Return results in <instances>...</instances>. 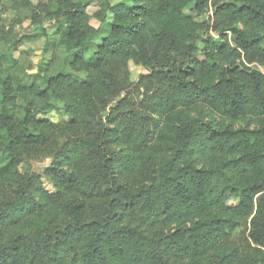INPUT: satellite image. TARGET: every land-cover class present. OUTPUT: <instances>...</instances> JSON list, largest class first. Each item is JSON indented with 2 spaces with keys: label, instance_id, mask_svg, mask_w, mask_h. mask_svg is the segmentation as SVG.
<instances>
[{
  "label": "trees",
  "instance_id": "1",
  "mask_svg": "<svg viewBox=\"0 0 264 264\" xmlns=\"http://www.w3.org/2000/svg\"><path fill=\"white\" fill-rule=\"evenodd\" d=\"M8 6L0 264H264V0ZM41 37L43 85L4 68ZM131 61L147 70L136 81Z\"/></svg>",
  "mask_w": 264,
  "mask_h": 264
},
{
  "label": "rangeland",
  "instance_id": "2",
  "mask_svg": "<svg viewBox=\"0 0 264 264\" xmlns=\"http://www.w3.org/2000/svg\"><path fill=\"white\" fill-rule=\"evenodd\" d=\"M9 1L10 0H0V26L1 27L4 26V29L6 30H8L11 27V24L13 23V21L17 20V17H19L17 15V12L9 8L8 6ZM33 1L36 3L39 0H33ZM112 1L115 2L118 0H112ZM192 6L193 5L190 4L187 7V11L191 13L192 15H194L195 17H197L196 13L191 10ZM97 8H99V5L97 3H94L90 6L89 10L93 11V10H96ZM209 13L210 12H208L205 16L207 17ZM197 19L200 20L203 18L197 17ZM92 22L96 26H100V22L97 19L93 18ZM45 25L49 32V38L55 39L57 36L56 23L51 20H46ZM101 26H102L101 27L102 33L95 40L94 46L91 52L85 53V56L87 57V59H92L91 53L96 49L97 44L101 40V36H103V34L108 29L107 23L102 24ZM16 28H17V31L19 32L18 36L27 34V32H29L30 30L29 21L26 20L23 23L18 24ZM45 46H46V38L44 37H41L36 40L24 42L22 45H20V47L17 50H14L12 57L10 56L8 57V59L4 61V68H7L8 70H10L12 74H17L24 80L34 79L36 77V74L44 73L45 70L50 66V64L53 61V51L46 50ZM5 47L6 45L4 43L0 45V52H3ZM130 68L132 72V79L134 81L138 79L141 73L147 72V70L144 67H142L141 65H137L132 61L130 62ZM66 72L71 73L75 77L80 78V79H84L86 77V74L84 72L76 71L74 68L70 67V65L67 66ZM36 79L40 83H42V85L44 84V82H42V79L39 76H37ZM52 115L55 120L60 119L59 114H56V112H53ZM49 163H50L49 158H41V159L32 160L33 169L37 172H43ZM44 181L49 189H53V186L48 180V178L44 177ZM236 201H237L236 197H232L230 199L231 203H235Z\"/></svg>",
  "mask_w": 264,
  "mask_h": 264
}]
</instances>
